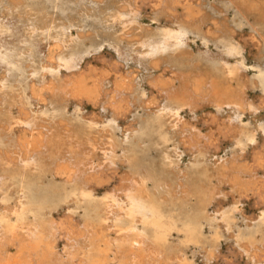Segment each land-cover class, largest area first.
Segmentation results:
<instances>
[{"label": "bare ground", "instance_id": "1", "mask_svg": "<svg viewBox=\"0 0 264 264\" xmlns=\"http://www.w3.org/2000/svg\"><path fill=\"white\" fill-rule=\"evenodd\" d=\"M11 1L14 2V0ZM104 1L102 0L103 3ZM135 3L136 0L132 2L133 5H136ZM140 3L137 5L141 6ZM175 3L177 2L175 1ZM147 4H150V2ZM159 4L161 5V2ZM114 5L115 9L112 11L113 8L109 9L110 11H105L101 7H93L91 12L95 17L91 22L92 27H90L93 29L92 31H98L101 35L106 33L111 38L117 39L120 34L113 27V23L119 16L124 15L121 6L124 7L122 4L119 6V1ZM35 6L34 9L38 11L37 5ZM144 6L146 5L143 4ZM188 6L186 2L181 5L182 15L180 11L179 17L181 19L178 22L176 20L179 18V14L169 12L164 4L162 17L170 21V26L159 31L157 42L149 43L145 47L146 54L156 56L149 63L151 68H158L159 64L162 63L157 62L156 58L167 44L174 46L175 51L179 50L184 44L187 31L191 33L202 32L201 27L203 25L201 23L203 20L199 18L197 23L191 22V8ZM154 7L156 8V6ZM52 8H54L53 3L46 8L50 12L44 10L45 14L48 15L47 25L46 22L45 24L44 21L42 22L40 16L37 17L38 20L40 19L41 24L43 23L46 34L50 36V46L45 58H38L39 55L25 54L29 51L25 52V55H20L23 60L26 58L29 60L28 62L31 61L33 64V75H28L31 80L28 83L29 85L24 84L26 87L22 88H10L8 85L3 84L0 86V91L10 92L8 94L10 96L1 99L4 105H8L7 108L3 107L5 108L4 111L2 109L0 111V253L1 251L6 252L7 256L11 248L16 249L18 255L16 254L15 264H195L187 254L189 245L191 247L194 245L201 247L204 251L205 257L203 258H205L206 264L211 262L215 264L219 261H221V264H264V120H262L263 116L260 113L262 119L257 118L259 106H253L255 101L253 99V102L247 100V89L262 86L263 81L261 79L259 83L255 82L254 79L252 82L247 81L245 69H251L252 67L246 65L244 61L243 67L236 63L214 64L205 70L204 74L206 73V76L201 80L198 73V75L193 74V67L190 65L180 64V69L171 68L166 70L161 68L160 70L166 72L164 74H168V78L165 80L159 79L164 77V74L160 76H155V74V77L148 80L146 77L148 88L151 91H156L157 96H160V93L166 98V101L172 103L161 113L156 103L157 100L156 102H150L147 98L145 100L142 99L143 97L140 98L134 83L136 81L130 80L127 73L120 74L118 64L116 66L114 61V64L109 63L106 67L97 69L96 67L95 69L90 68L86 66L87 64L84 66L76 64L63 72H59L58 68L67 60L65 55H57L58 51L68 43L73 46L77 39L69 32L71 22L61 21V23L58 22L59 25H56L55 20V25L53 24L56 18H53ZM27 10L29 9L27 8ZM171 10H174V8ZM17 11L19 10L17 9ZM24 12L26 13V11ZM91 12L87 15H91ZM31 13L29 12L30 15ZM140 13L138 10L133 15L137 17ZM153 14L152 12L149 15V19H154ZM72 18L74 19V17ZM146 18L148 17L146 16ZM37 19L35 20L36 24L38 23ZM173 24H178V26H175L178 28L173 27ZM83 25H85L84 22ZM77 28L75 29L77 30ZM0 29L2 30V26ZM208 29L211 31L210 27ZM28 30L31 31V29ZM121 32L123 34V31ZM125 32L127 33V30ZM204 35L206 36V34ZM210 35L212 36V34ZM218 35L217 33L216 36ZM125 36L127 37V34ZM132 36L136 37L133 34ZM234 36H229L230 49L240 54L243 46L233 41ZM105 39L103 38V40ZM130 39H128V44L129 41L131 42ZM241 43L245 44L246 42ZM182 53H184V50ZM103 59L104 57L100 61H103ZM10 63L12 62L10 61ZM91 63L93 62L91 61ZM100 65L102 64L100 63ZM17 66L21 67L19 62ZM23 68L26 69L25 66ZM185 69L186 74L184 75L185 72L183 71ZM22 71L24 70L22 69ZM132 73L134 74V72ZM199 73L203 76L201 72ZM245 77L247 80H245ZM176 78H179L180 85L173 87V79ZM232 82H235V84L233 85ZM203 86L206 87L207 91L203 89ZM262 87L264 92V86ZM29 94L34 95L36 104L47 102L46 105L51 107V104L48 103H52V100H54L58 102V105H52L53 107L49 111L46 109L47 112L42 110V113H35L30 106L25 109L28 105L27 96ZM149 95L147 96L149 97ZM261 98H259V101L262 100L261 103L264 104V94ZM131 99H134V103ZM138 103L143 104L142 109L146 111L145 115L138 114V116L129 117V114L135 108L133 106ZM200 103L202 105H199ZM261 103L259 102V104ZM68 104L86 105L91 107V112H88L86 116L85 114L70 116L65 110V106ZM209 104L213 105L214 114L202 116V122L206 126L204 132L207 133L202 135L203 133L199 134L200 128L197 130L194 125L195 128L191 127L192 122L187 121L184 116L180 115L179 111L184 106H190L188 109L189 114L197 122L199 119L195 116L197 109ZM62 106L63 108H61ZM261 107L264 108V105ZM106 112L111 113L114 118H128L127 121L124 120L127 122L124 124L125 126H121L125 136L121 138L112 131L111 146L108 150L107 147L105 148L108 152H104L103 149L101 154L99 150L100 160L102 161L94 162L91 160L92 158L89 159L86 156L90 153L87 149L89 148L87 143L90 139L88 135L100 131L102 127L99 125L102 124L101 121H105L103 114ZM247 112L250 113L249 116H252L250 124L243 121V115ZM102 118L104 119L102 120ZM58 120L65 121L67 129L58 127V130L56 127L57 129L54 130L53 126ZM112 123L114 124L113 120ZM71 125H74L76 129H71ZM109 128L112 130L114 127ZM19 132H23L25 136L22 137L21 135L20 138L18 136ZM213 136L218 137L214 138ZM220 136L228 137L231 146H234L236 150L240 148L241 151L245 152L246 148L250 149L251 161L248 162L247 169L242 173H235L232 171L233 169L228 168L229 165H225L223 162L226 159L225 157L219 158L218 156L219 159L215 158L214 163L210 162L209 152L211 146H215L213 156L216 157ZM212 137L216 140L215 144L212 143ZM96 139L99 140V138ZM102 139L104 138L102 137ZM101 143L99 144L100 147L102 146ZM46 144L51 149L49 160H52V162L58 160L56 164L54 161L55 165H52L53 167L50 166L51 169L47 168L49 167L46 166L47 162L44 164V158H40L41 161L33 159L34 153L30 154L29 151L30 148H42ZM169 144H172V147H169ZM94 145L92 144L91 149H95ZM118 146L123 147L121 158L119 157L118 161L116 160V163L120 160L121 173L116 172L117 167L109 162L111 156L115 154V148ZM180 147H183L184 150L188 147L189 151H186L189 152L191 157L190 164L188 163V166L181 169V165H179ZM151 148L155 149L158 156L161 157L160 163L157 164L155 159L149 157L148 151ZM242 166L243 164H238L236 167L243 169ZM47 172L52 175L49 180H45ZM115 173H118L117 178ZM114 178L117 180L115 185L110 189L108 188L101 196H97L95 191L98 186L107 185ZM15 185L20 189L18 193L24 191L23 198V194L20 197L18 195L17 198L14 195L13 187ZM227 186H229V189H224ZM34 189L37 191L34 192ZM235 193H237V196H235ZM244 199H251L254 202V213L250 216H246L242 211L238 212ZM227 200L230 201V204L224 207ZM12 202L14 204H11ZM212 203L215 204L214 213L209 210V205H212ZM65 207H68L70 214L66 213V215L64 214L65 217L63 215V217L60 216V219H57L58 214L56 215L55 212L57 209H64ZM78 208L83 209V214L80 219L74 221L71 214L76 213ZM173 232L179 235V239H177V236H173ZM60 238L66 240L67 244L76 239L80 240V244L78 243L79 245L75 247L69 244L67 247L65 246L66 257L63 260L59 255L55 257L57 251H60L57 250ZM223 241L228 247L226 258L221 256ZM207 245L210 246L211 250L207 251ZM13 256L15 255L13 254ZM21 256H24V259ZM221 258L222 260H220ZM228 258L230 260H227ZM235 259L239 261H235ZM6 263L8 261H5Z\"/></svg>", "mask_w": 264, "mask_h": 264}, {"label": "rangeland", "instance_id": "2", "mask_svg": "<svg viewBox=\"0 0 264 264\" xmlns=\"http://www.w3.org/2000/svg\"><path fill=\"white\" fill-rule=\"evenodd\" d=\"M28 1V2H27ZM104 1V0H103ZM120 2V5L121 4L123 5L124 8H122L121 6V9L123 10L122 12L124 13V15H121L119 16V18L115 19L114 23H113V27L118 31V34L119 36L116 38H111L110 36H108V34L106 35L105 34H100L98 33V31H92L93 29H91V22L94 20V17L95 15L92 14L91 12V9L93 7L95 8H98V7H101L103 8V10L105 11H108L109 9L114 10L115 9V5L114 3L116 2ZM134 0H105L104 3L102 2V0H95V1H91V0H14L11 1V0H0V28L2 26V30L0 31V86L3 84V85H8V87L10 88H22V87H26L27 85H29L28 83H30V77L29 76H32L33 73V64L32 62H28L29 60H26L22 59V57L20 55H39L38 58H45V55L48 53V49H49V46H50V39H49V34H46L45 32V29H44V26L41 24L40 22V19L38 20L37 17L41 18L42 22L44 21V24L46 22V25L48 23V15L47 13L45 14L46 12V8L53 3V6L54 8H52V12H53V18H56L54 19L53 21V24L55 25V20H56V25L59 23H61V21L63 22H71L72 25H71V28L69 29V32L71 33V35L73 37H75L77 39V41H75L73 43V46L72 44L70 45L69 43L67 45H65L60 51H58V54L57 55H65L66 57V62L58 68V71L59 72H63L67 69H69L70 67L78 64H82V66L86 65V66H89L90 68H93L96 69L97 68H100V67H106L107 64L109 63H115V65L117 66L118 64V67H119V72L120 74L124 75L125 73L129 74V77H130V80H133V81H136L134 82L137 87V94L141 97H143L142 99H148V101L150 100V102H156L157 100V106H159L160 108V112L163 113L164 110H166V107H169L172 105L171 102H168L166 101V98L164 96H162L160 93L159 95L160 96H157L158 93L155 91H151L149 88H148V85H147V80L152 78V77H155V76H160L161 74H164L166 72H163L162 70H160L161 68H165L166 70H170L171 68L173 69H180V64H184V65H190L193 67V74L195 73L196 75L199 74V78L200 80L201 79H204V77L206 76L204 74V72H206L205 70L206 69H209L210 66L212 65H216V64H233V63H236L240 66L243 67V61L245 62L246 65H250L252 68L251 69H245V75L247 77H245V80L249 81V82H252L255 80V82L259 83V80L261 79V81H263V84H261L262 86H264V15H263V12H264V0H184V1H180V0H136V5H133L132 2ZM156 1H157V4H156ZM174 1V2H173ZM175 1L177 3H175ZM7 2V3H6ZM10 2V3H9ZM27 2V3H26ZM139 2H141V6L137 5L139 4ZM150 4H147L149 3ZM155 2V4H154ZM161 2V5L159 3ZM168 2V3H167ZM186 2V5H189L188 7L191 8V12H190V17L192 18L191 19V22L193 23H197L199 18L202 21V32L201 33H191L189 31H187V33L185 34V39H184V44L182 46V48H180L179 50H176L175 51V47L172 46L171 44H167V46L165 47V49L159 53L158 57L160 58H156L157 59V62H162L159 64L158 68H151V64L149 65L150 62H152L153 58L156 57V56H152V55H148L145 53V47L147 46V44L149 43H155L157 42L158 40V33L160 30H162V28L164 27H167V26H170V21H168V19H165L162 17V10L164 9V4H165V7H167V9L169 10V12H174V14L176 13V15H178V17L180 16V11H181V5H183L184 3ZM187 2H190V3H187ZM240 2V3H238ZM247 2V3H246ZM259 4H258V3ZM5 3V4H4ZM21 3V4H20ZM45 5H44V4ZM101 3V4H100ZM103 3V4H102ZM109 3V4H108ZM112 3V4H111ZM174 3V4H173ZM183 3V4H181ZM193 5H192V4ZM202 3V4H201ZM211 3V4H210ZM7 4H10V5H7ZM14 4V5H13ZM24 4V5H23ZM29 4V5H28ZM31 4V5H30ZM82 4V5H80ZM89 4V5H88ZM92 4V5H91ZM108 4V5H107ZM125 4V6H124ZM143 4H145L146 6L143 7ZM171 6H170V5ZM181 4L180 6H177V5ZM191 4V6H190ZM200 4V5H199ZM214 4V5H213ZM242 4V5H241ZM258 4V5H257ZM262 4V5H261ZM11 5H13L11 7ZM16 5V6H15ZM22 5V7H21ZM26 5H27V8L29 10H27L26 8ZM35 5H37V8L39 9L38 11H36L34 9V7H36ZM41 5V7H40ZM104 5V6H102ZM111 5V7H110ZM155 9H153L151 6ZM156 6V8L154 6ZM176 5V6H175ZM196 5V6H195ZM244 5V6H243ZM246 5V6H245ZM2 6V7H1ZM4 6V7H3ZM18 6V7H17ZM31 6V7H30ZM33 6V7H32ZM39 6V7H38ZM80 6V7H79ZM86 6V7H85ZM106 6V7H105ZM160 6V7H159ZM175 6V7H173ZM194 6V7H193ZM211 6V7H210ZM258 6V8H257ZM127 7V8H125ZM152 9H151V8ZM162 7V9H160ZM170 7V8H169ZM177 7V8H176ZM202 7V8H201ZM213 7V8H212ZM220 7V8H219ZM254 9V10H250L249 9ZM4 8V9H2ZM6 8V9H5ZM21 8V9H20ZM25 8V9H24ZM33 8V9H32ZM41 8V9H40ZM43 8V9H42ZM131 8V9H130ZM143 8V9H142ZM172 8H174V10H171ZM193 8V9H192ZM199 8V9H198ZM256 8V9H255ZM13 9V10H12ZM16 9V10H14ZM17 9L19 11H17ZM23 9V10H22ZM31 9V11H30ZM77 9V10H76ZM84 9V10H83ZM88 9V10H87ZM127 9V10H126ZM129 9V10H128ZM141 9V10H140ZM204 9V11H203ZM219 9V10H218ZM221 9V10H220ZM243 9V10H242ZM261 9V10H260ZM3 10V11H2ZM43 10V11H42ZM45 10V12H44ZM80 10V11H79ZM140 11V15L137 16V17H134L133 13L136 12V11ZM153 10V11H152ZM160 10V11H159ZM183 10V9H182ZM194 10V11H193ZM16 11V12H15ZM23 11H26V13ZM28 11V12H27ZM34 13H33V12ZM36 11V12H35ZM40 11V12H39ZM48 11V10H47ZM57 11V12H56ZM86 11V12H85ZM110 11V10H109ZM193 11V12H192ZM203 13H202V12ZM206 11V12H205ZM209 11V12H208ZM246 11V12H245ZM29 12L31 13V15L29 14ZM50 12V11H48ZM82 12V13H81ZM91 12V15H87V14H90ZM152 12L154 13L153 14V17L154 19L151 20L149 19L150 16L152 14ZM178 12V13H177ZM202 14H201V13ZM208 14V15H206ZM4 13V14H3ZM8 13H10L11 15H9ZM16 13V14H15ZM22 13V15H21ZM28 13V14H27ZM42 13V14H41ZM69 13V15H68ZM131 13V14H130ZM145 13V14H144ZM216 13V14H215ZM7 14V15H6ZM13 14V15H12ZM76 14V15H75ZM80 14V15H79ZM130 14V15H129ZM144 14V15H142ZM147 14V15H146ZM161 14V15H160ZM225 17H224V15ZM243 14V15H242ZM28 15V16H27ZM30 15V16H29ZM34 15V16H32ZM37 15V16H36ZM57 15V16H56ZM78 15V16H77ZM181 15H182V11H181ZM200 15V17H199ZM210 15V16H209ZM256 15V16H255ZM4 16V17H3ZM19 16V17H18ZM26 16V17H25ZM71 16V17H70ZM77 16V17H76ZM144 16V18H143ZM146 16L148 18H146ZM198 16V17H197ZM202 16V18H201ZM208 16V17H207ZM223 16V17H222ZM36 17V18H35ZM44 17V18H43ZM69 17V18H68ZM74 17V19L72 18ZM76 17V18H75ZM79 17V19H78ZM83 17V18H82ZM208 19H207V18ZM211 17V18H209ZM212 17H214V19H212ZM247 19H246V18ZM2 18V19H1ZM29 18V19H28ZM33 18V19H32ZM43 18V19H42ZM59 21H58V19ZM63 18V19H62ZM86 18V19H85ZM91 18V19H90ZM121 18V19H120ZM198 18V19H197ZM205 18V19H204ZM259 18V20H258ZM28 19V21H27ZM32 19V20H31ZM37 19V24L35 23V20ZM65 19V20H64ZM72 19V20H70ZM89 19V20H88ZM149 19V20H148ZM160 19V20H159ZM181 18H177L176 21L179 22ZM195 19V20H194ZM197 19V20H196ZM210 19V20H209ZM213 21H212V20ZM263 19V20H262ZM34 20V21H33ZM76 20V21H75ZM81 22H80V21ZM90 21V22H87V21ZM148 20V21H147ZM205 20V21H204ZM219 20V21H217ZM262 20V21H261ZM33 21V22H32ZM79 21V22H78ZM85 25H83V22ZM152 21V22H150ZM212 21V22H211ZM215 21V22H214ZM29 22V23H28ZM59 22V23H58ZM136 22H138L137 24H135ZM140 22V23H139ZM143 22V23H142ZM213 26H212V24ZM223 22V23H222ZM32 23H35L34 25ZM90 23V24H89ZM128 23V25H127ZM132 25H131V24ZM169 23V24H168ZM208 23V25H207ZM228 23V24H227ZM257 25H256V24ZM79 24V25H78ZM88 24V26H87ZM142 27H141V25ZM205 24V25H204ZM227 24V25H225ZM241 24V25H240ZM251 24V25H250ZM39 25V26H38ZM138 25V26H137ZM164 25V26H163ZM175 26H178V24H173ZM191 26L193 24H190ZM218 25V26H217ZM250 25V26H249ZM24 26V27H23ZM27 28H26V27ZM33 28H32V27ZM38 26V27H37ZM91 26V27H90ZM129 26V27H128ZM147 26V27H146ZM221 26V27H220ZM225 26V27H224ZM30 27V28H29ZM40 27H42L40 29ZM78 27V28H77ZM128 27V28H127ZM134 29H133V28ZM137 27V29H136ZM151 27V29H150ZM206 27V28H205ZM211 28V32L210 29L208 28ZM252 27V28H251ZM258 27V28H257ZM77 28V30L75 29ZM86 28V29H85ZM126 28V29H125ZM146 28V29H145ZM149 28V29H148ZM175 28H178V27H175ZM204 28V29H203ZM216 28V29H215ZM218 28H223L224 30H221V29H218ZM226 28V30H225ZM229 30H228V29ZM232 28V29H231ZM255 28V29H254ZM25 29V31H24ZM28 29H31L28 30ZM43 30L42 32L39 30ZM75 29V30H74ZM136 29V30H135ZM231 29V31H230ZM251 29V30H250ZM89 30V31H88ZM127 30V33L124 31ZM152 30V31H151ZM206 30V31H205ZM207 30H208V33H207ZM217 30V31H216ZM256 30V32H255ZM73 31V32H72ZM123 31V34L122 32ZM129 31V32H128ZM220 31V32H218ZM250 31V32H249ZM29 32V33H28ZM34 32V33H33ZM79 32V33H78ZM85 32H87L85 34ZM91 32V33H90ZM95 32V34H94ZM121 32V33H120ZM157 32V33H156ZM231 32V33H229ZM233 32V33H232ZM261 32V33H260ZM78 33V34H76ZM84 33V34H83ZM98 33V34H97ZM217 33L219 34L218 36ZM255 33V34H254ZM81 34V36H80ZM125 34H127V37L125 36ZM135 35L136 37L132 36ZM146 34V35H145ZM206 34V36L204 35ZM209 34H212V36ZM250 34V36H249ZM263 34V36H262ZM29 35V36H28ZM42 37H41V36ZM44 35V36H43ZM89 37V38H86L85 37ZM97 35H99V37H97ZM101 35V36H100ZM122 35V36H121ZM140 35V36H139ZM234 36L233 37V41L237 42L238 44H240L242 47L241 51H240V54L234 52V50H231L230 49V44H229V41H230V38L229 36ZM261 37H260V36ZM31 36V37H30ZM39 36V37H38ZM92 36V37H91ZM125 36V37H124ZM216 36V37H215ZM257 36V38H256ZM37 37V38H36ZM44 37V38H43ZM102 37V38H101ZM108 37V38H106ZM134 37V38H133ZM210 37V38H209ZM40 38V39H39ZM83 38V39H82ZM92 38V40H90ZM95 38V39H94ZM98 40V43L96 42ZM103 38L105 40H103ZM110 38V39H109ZM120 38V39H119ZM124 38V39H123ZM126 38V39H125ZM131 38V39H130ZM139 38V40H137ZM197 38V39H196ZM235 38V39H234ZM237 38V40H236ZM101 39V40H100ZM112 39V40H111ZM122 39V40H121ZM128 39L131 40V42L129 41V44H128ZM87 40V41H86ZM95 40V42H93ZM103 40V41H102ZM113 40H116L113 42ZM134 40V41H132ZM240 40V41H239ZM46 41V42H45ZM90 41V42H88ZM127 41V42H126ZM248 41V42H247ZM251 41V42H250ZM85 42V43H84ZM241 42H246L245 44L244 43H241ZM262 42V43H261ZM106 43V44H105ZM109 43V44H108ZM115 43V44H114ZM117 43V44H116ZM252 43V44H251ZM257 43V44H256ZM256 44V45H255ZM27 47H26V46ZM69 45H70V48H69ZM109 45V46H108ZM17 46V47H16ZM30 46V47H29ZM253 46V47H252ZM258 46V47H257ZM77 47V48H76ZM81 47V48H80ZM133 47V48H132ZM138 47V48H137ZM18 48V49H17ZM30 48V49H29ZM32 48V50H31ZM69 48V49H68ZM142 48V49H141ZM187 48V49H186ZM189 48V49H188ZM24 49V50H23ZM26 49V50H25ZM68 49V50H67ZM77 49V50H75ZM263 49V50H262ZM15 52H13V51ZM18 50V51H16ZM31 50V52H30ZM66 50V51H65ZM81 50V51H80ZM184 50V53H182ZM190 50V51H189ZM7 51V52H6ZM10 51V52H9ZM12 51V52H11ZM23 51V53H22ZM29 51V53L27 52ZM47 51V52H46ZM63 51V52H62ZM80 51V52H79ZM83 51V52H82ZM173 51V52H172ZM188 51V53H186ZM192 51V52H191ZM243 51V52H242ZM21 52V53H20ZM27 52V53H25ZM133 52V53H132ZM177 52V53H176ZM257 52V54H256ZM14 53V54H13ZM25 53V54H24ZM93 53V54H92ZM130 53V54H129ZM186 53V54H185ZM260 53V54H258ZM67 54V55H66ZM103 54V56H101ZM262 54V55H261ZM10 55V57H8ZM18 55V56H17ZM91 55V56H90ZM100 55V56H98ZM116 55V56H115ZM174 55V56H173ZM190 55V56H189ZM192 55V56H191ZM254 55V56H253ZM261 55V56H260ZM12 56V58H11ZM14 56V57H13ZM94 56V57H93ZM26 57V56H25ZM93 57V58H92ZM97 57H101L103 59V61ZM166 57V58H165ZM194 57V58H193ZM231 57V58H230ZM15 60H14V59ZM163 58V59H162ZM96 59V60H94ZM151 59V60H150ZM159 59V60H158ZM165 59V60H164ZM13 63H10V61ZM13 60V61H12ZM89 60V61H88ZM94 60V61H93ZM105 60V61H104ZM162 60V61H161ZM19 62L20 66L23 64L25 68H23L22 66L19 68L17 66V63ZM91 61L93 63H91ZM97 61V62H96ZM120 63H119V62ZM185 61V62H183ZM195 61V62H194ZM22 62V63H20ZM86 62V63H85ZM194 62V63H193ZM10 63V64H9ZM100 63L103 65H100ZM113 63V64H114ZM129 63V64H128ZM147 63V65H146ZM199 63V64H198ZM27 64V65H26ZM96 66H95V65ZM135 64V65H134ZM162 64V66H161ZM16 65V66H15ZM31 65V66H29ZM98 65V66H97ZM121 65V66H120ZM124 65V66H123ZM16 68H14V67ZM136 66V67H135ZM164 66V67H163ZM166 66V67H165ZM170 66V67H169ZM13 69H12V68ZM29 67V68H28ZM123 67V68H121ZM135 67V68H134ZM19 68V69H18ZM137 68V70H136ZM16 69V70H15ZM22 69L24 71H22ZM29 69V70H28ZM64 69V70H63ZM127 69V70H126ZM129 69V70H128ZM150 69V70H149ZM158 69V70H157ZM31 70V71H30ZM154 70V71H153ZM258 70V71H257ZM28 71V72H27ZM30 71V72H29ZM131 71V72H130ZM148 71V72H146ZM150 71V72H149ZM157 71V73H156ZM5 72V73H4ZM26 72V74H25ZM134 72V74L132 73ZM155 72V73H154ZM161 72V73H159ZM185 72L184 75L186 74V69L183 71ZM202 73L203 76L200 75V73ZM132 73V74H131ZM147 73V74H146ZM198 73V74H197ZM25 74V76H24ZM142 74V75H140ZM156 74V75H155ZM29 75V76H28ZM155 75V76H154ZM6 76V77H5ZM24 77V78H23ZM146 77H147V80H146ZM7 78V79H6ZM11 78V80H10ZM166 78H168V74H164V77H161L159 79H162V80H165ZM254 79V80H253ZM13 80V81H12ZM21 80V81H20ZM139 80V81H138ZM146 80V81H145ZM7 81V82H6ZM12 81V82H11ZM15 81V82H14ZM20 81V82H18ZM131 81V82H133ZM143 81V82H142ZM10 82V83H8ZM17 82V83H16ZM24 82V83H22ZM22 83V84H20ZM146 83V85H145ZM233 85L235 84V82H232ZM17 84V85H16ZM20 84V85H19ZM26 84V86L24 85ZM140 84V85H139ZM180 85V81H179V78H176V79H173V87H176L177 85ZM12 85V86H11ZM24 85V86H23ZM107 85V84H106ZM178 85V86H179ZM14 86V87H13ZM109 87V85H107ZM177 86V87H178ZM259 85V87L257 88H253L251 89L250 87L247 89V100L250 101V102H253V100L255 101L253 104V106L255 107H258V117L257 118H260L262 120H264V108L261 107L263 106L264 104L261 103V101H259V98H263V87ZM139 87V88H138ZM148 89V91H147ZM203 89L207 91L206 87L203 86ZM2 90V89H1ZM147 91V92H146ZM151 91V92H150ZM154 92V93H153ZM0 111L1 109L4 111L5 108H7L8 105H4V103L1 101V99L3 98H6L7 96H10L8 95L10 92L8 91H0ZM140 93V94H139ZM156 93V94H155ZM207 93V92H206ZM151 96H150V95ZM149 95V97L147 96ZM154 95V96H153ZM205 95V94H204ZM255 95V96H253ZM260 95V96H259ZM123 96V95H122ZM162 96V97H161ZM208 96V95H207ZM28 97V105L25 107V109L29 108H32L33 111L35 113L38 112L39 113H42L43 111L44 112H47L49 111L53 106L52 105H55L57 106L58 105V102H55L54 100H52L53 102L52 103H48V104H51V107L46 105L47 102H43L41 104H36V101L34 99V95L31 96L29 94ZM261 98V99H262ZM153 99V100H152ZM253 99V100H252ZM134 103V99H131ZM130 100V101H131ZM161 100V101H159ZM34 102V104H33ZM259 102L261 104H259ZM57 103V104H55ZM202 103V102H201ZM199 104V105H202V104ZM145 104V103H144ZM138 105V106H137ZM133 107H135L133 110H132V113L129 114V117H133V116H138V114H141V115H145L146 111L143 110L142 108V103L141 104H137ZM198 105V107H199ZM35 106V107H34ZM60 106V105H59ZM58 106V107H59ZM205 106V107H204ZM202 106V108H199L197 109L196 113H195V116H197L198 121H194L192 118H191V115L189 114V107L190 106H184L182 109H180V115L184 116V118L194 124L191 123V127H194L195 129H199V134H202V135H205L207 133L204 132V130L206 131V126L203 124L202 122V116H205V115H213L214 114V107L213 105H204ZM5 107V108H3ZM65 110H66V113L70 116H73V114L75 115H84L85 116L88 114V112H91L90 109L91 107H88L86 105H81V106H78V105H75V104H68L67 106H65ZM63 108V106L61 107ZM60 108V109H61ZM82 108V109H81ZM263 108V109H262ZM47 109V111H46ZM78 109V110H77ZM102 109V108H101ZM36 110V111H35ZM43 110V111H42ZM76 110V112H75ZM213 110V111H212ZM80 111V112H79ZM99 111V109L97 110V112ZM211 111V112H210ZM136 112V113H135ZM80 113V114H79ZM262 115L263 117L261 118V116L259 115ZM249 112H247L246 114L243 115V121L245 123H248L250 124L251 122V118L252 116L250 115L249 116ZM104 118H105V121H101L102 124H100L99 126L102 127L100 129V131L98 133H90L91 135H88L90 137L89 139V143H87L88 147L85 146L90 152L89 154H87L86 156H88L89 159H91L92 161L96 162V161H99L100 160V157H101V154L103 153L102 150L104 149V152H108V148H110L111 146V139L112 138V131L113 133H115V135H118L119 137L123 138L125 135H124V131H122L121 129V126H125L124 124H126L127 122V119L128 118H123V117H120V118H114L111 113L109 112H106L105 114H103ZM247 115V116H246ZM221 116V115H220ZM260 116V117H259ZM110 117V118H109ZM247 117V118H246ZM102 118V120L104 119ZM108 118V119H107ZM112 118V119H111ZM191 118V120H190ZM118 119V120H117ZM112 120L114 121V124L112 123ZM123 120V121H122ZM126 120V121H124ZM249 120V121H248ZM108 121V122H107ZM201 121V122H200ZM65 124H63V123ZM59 123L63 124V125H59ZM109 123V124H107ZM123 123V124H122ZM58 124V125H57ZM201 124V125H200ZM56 125V126H55ZM102 125V126H101ZM114 125V126H113ZM116 125V126H115ZM194 125V126H193ZM114 127L112 130L109 128V127ZM120 128H119V127ZM54 130L57 129L58 127L61 129H67V124L65 123V121H62V120H58L56 122V124H54L53 126ZM57 127V128H56ZM99 127V128H100ZM118 129H117V128ZM187 127V126H186ZM185 127V128H186ZM198 127V128H197ZM58 128V130H59ZM71 129L75 130V126L74 125H71ZM110 131V134H109V131ZM137 129V128H135ZM134 129V130H135ZM138 130V129H137ZM115 131V132H114ZM102 132V134H101ZM107 135H105L104 133ZM123 133V134H122ZM205 133V134H204ZM104 139H102L101 135ZM22 135L25 136V134L23 132H19L18 133V136L20 137ZM93 135V136H92ZM100 135V136H98ZM111 135V136H110ZM110 136V137H109ZM27 137V135H26ZM101 137V138H100ZM214 138L218 137V136H213ZM212 137V138H213ZM21 138V137H20ZM96 138H99V140L97 141ZM108 138V139H107ZM212 140V143L215 144L216 140ZM221 137L220 136V142L218 143V154L216 155V157L213 156V150L215 148V146H211V150L209 152V159H210V162L211 163H214L215 161V158H223L225 157L226 159H224V163L225 165H229L228 168H231V170L235 173H242L243 171H245L247 169V166L249 165L250 163V155H251V152H250V149L249 148H246L245 149V152L244 151H241L240 148H237L238 150H236V148H234V146H231V143L229 142V139L228 137ZM227 138V139H226ZM96 139V140H95ZM226 139V140H225ZM95 140V141H94ZM104 140V141H103ZM106 140V142H105ZM110 142H109V141ZM178 140V139H177ZM176 140V141H177ZM94 143H92V142ZM101 141H103L101 143ZM98 142V143H97ZM97 143V144H96ZM102 144V146L100 147L99 144ZM106 145H104V144ZM92 144H96L94 145L95 146V149H91L93 146ZM212 144V145H214ZM109 145V146H108ZM91 146V147H90ZM46 147V148H45ZM42 148H30V154H33V159H38L40 160V158H44L43 161H45L44 164H46V166H49L47 168H50L53 167L56 163H58V160L57 162L55 161V164H54V161L52 162V160H49V155H50V151L51 149L49 148L48 144H46V146ZM107 147V148H106ZM169 147H172V144H169ZM189 147V146H188ZM187 147V148H188ZM48 148V149H47ZM107 150H106V149ZM183 147H180V151H181V155H180V163L179 165L180 166V169L181 168H184V166H188L191 162V157H190V154L189 152H187L186 150L189 151V149L183 148ZM39 149V151H37ZM47 149V150H46ZM117 149V150H116ZM123 147L122 146H118L115 148V154L117 155H113L111 156V159H109L110 163L114 166V167H117V171L118 173H121L120 171L122 170L120 167H121V164H120V160L118 163H116L119 159V157L121 158L122 156V152H123ZM234 151H233V150ZM249 149V151H247ZM37 153H35L36 151ZM44 150V151H43ZM99 150L101 151V154L99 152ZM120 150V152H119ZM34 151V152H33ZM185 151V152H184ZM236 151V152H235ZM92 152V153H91ZM225 152V153H224ZM232 152V153H231ZM235 152V154H234ZM247 152V153H246ZM250 152V153H249ZM39 153V154H38ZM99 153V154H98ZM105 153V154H106ZM188 153V154H187ZM40 155V156H39ZM148 155L150 158L152 159H155V161H157L156 163L158 164V162L160 163L161 160L160 156H158L157 152L155 149L151 148L149 149L148 151ZM115 156V157H114ZM211 156V157H210ZM227 156V157H226ZM38 157V158H36ZM46 157V158H45ZM114 157V158H113ZM214 157V158H213ZM248 157V158H247ZM218 158V159H219ZM232 158V159H231ZM113 159V160H112ZM67 160V158H66ZM117 160V161H116ZM214 160V161H213ZM226 160V162H225ZM243 160V161H242ZM41 161V160H40ZM51 161V163H50ZM102 160H100L101 162ZM114 161V162H113ZM230 162V163H229ZM249 162V163H248ZM87 163V162H86ZM116 163V164H115ZM189 163V164H188ZM229 163V164H228ZM51 164V165H50ZM231 164V165H230ZM238 164H243L242 168L241 167H236ZM53 165V166H52ZM51 166V167H50ZM117 173V174H118ZM51 173L47 172L46 175H45V180H49L50 177H52V175H50ZM115 173V176L117 178V175ZM49 176V177H48ZM116 178L112 179L110 182H108V184H103L101 186H98L97 190L95 191L96 195L97 196H101L105 191L108 190V188L110 189L112 186L115 185V182H117ZM59 180V178H58ZM61 181V180H60ZM64 181V180H62ZM225 185V184H224ZM224 189H229V186H227L226 188ZM17 190V191H16ZM18 186L15 185L13 187V193L14 195L16 196V198L20 197V195H22V198L24 196V191L21 193H18ZM36 192L37 190L34 189ZM33 191V190H32ZM224 191V190H223ZM226 191V190H225ZM18 194H17V193ZM26 192V191H25ZM235 196H237V193H235ZM11 204H14V202H12ZM226 204V205H225ZM224 207L226 206H229L230 204V201L227 200L226 203H225ZM66 208V207H65ZM57 209V211L55 212V214L57 215L56 218L57 219H60L59 217H63V215L66 213H69L70 214V211L68 210V207L66 209ZM254 202L253 200L251 199H244L242 205L240 206L238 212L242 211L246 216H250L254 213ZM209 210H211V213H214L215 212V204L212 203V205L210 204L209 205ZM213 211V212H212ZM60 214H59V213ZM82 212V213H81ZM77 213V214H76ZM74 213L73 215L71 214V218L76 221L78 219H80L81 215L83 214V209L81 208H78L77 209V212ZM64 215V217H65ZM239 215V214H238ZM114 235V234H112ZM173 236H177V239H179V235H177L176 233L173 232ZM63 240V241H62ZM59 246H58V249L57 250H60V251H57V254L55 255V257H57V255L61 256V260H63V258L65 259L66 257V252H64V248L65 246L67 247V245L69 244L70 246L73 245V247L79 245L80 243V240L79 239H76V240H73V242L71 243H68L67 244V241L65 242L64 239H59ZM65 242V243H64ZM64 243V244H63ZM79 243V244H78ZM63 244V245H62ZM225 246V247H224ZM208 248V249H207ZM207 251L208 250H211L210 249V246L207 245L206 247ZM16 249L14 248H11L10 249V253L6 256V252H2L0 253V264H5V261L8 263L6 264H15L14 261L15 260V257L18 255L17 254V250L15 251ZM191 250V251H190ZM12 251V252H11ZM198 251V252H197ZM16 252V253H15ZM62 252V253H61ZM194 252V253H193ZM204 251L201 249V247H198V246H194L192 245V247L189 245L188 249H187V254H188V257L190 259H193V262L195 264H206V261H205V255L203 253ZM221 256H224V258H226L225 256L228 254V247L226 245V243L223 241L222 242V251H221ZM5 253V254H4ZM13 254L15 256H13ZM17 254V255H16ZM194 254V255H193ZM3 255V256H2ZM64 255V256H63ZM196 255V256H195ZM10 256V257H9ZM12 257V258H11ZM24 257V256H23ZM22 256L21 258L24 259ZM203 259H202V258ZM1 258H3L1 260ZM14 258V259H13ZM196 259V260H195ZM204 260V261H203ZM222 260V258L220 259ZM227 260H230L229 258ZM10 261H13V262H10ZM235 261H239L238 259H235ZM209 264H214V262H211ZM215 264H221V261H219L218 263H215ZM223 264V263H222Z\"/></svg>", "mask_w": 264, "mask_h": 264}]
</instances>
